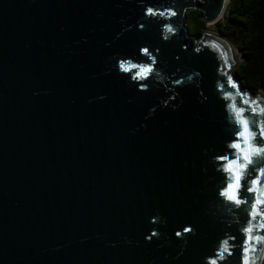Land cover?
Listing matches in <instances>:
<instances>
[{"label":"water","instance_id":"water-1","mask_svg":"<svg viewBox=\"0 0 264 264\" xmlns=\"http://www.w3.org/2000/svg\"><path fill=\"white\" fill-rule=\"evenodd\" d=\"M226 1L0 0V264H209L225 240L217 264H241L249 221L248 264H264L256 196H219L217 160L264 146V88L230 72L242 53L225 35L184 24L191 8L215 23ZM141 47L155 63L136 80L119 64L151 63ZM251 159L249 187L264 155Z\"/></svg>","mask_w":264,"mask_h":264},{"label":"snow or ice","instance_id":"snow-or-ice-1","mask_svg":"<svg viewBox=\"0 0 264 264\" xmlns=\"http://www.w3.org/2000/svg\"><path fill=\"white\" fill-rule=\"evenodd\" d=\"M170 11V10H169ZM161 15L163 16L165 13L163 11H158L154 8H147L144 12V15L146 16H155V15ZM170 14L174 15V12H171ZM144 27L143 24L140 25V28L142 29ZM168 31H171V28L167 29ZM139 53H141L143 56L148 57L151 60V63L144 64V65H135L131 64L128 61H121L119 64V67L122 71L128 72L132 68L139 67V71L136 73V76L133 77V79L136 80H144L148 77L149 73L153 71L152 64L155 63V59L151 57L150 50L147 47H141L139 48ZM175 83L180 84L181 81L177 80ZM229 84L231 87L236 88L237 85L229 78ZM139 88L141 90H144L147 88V84L141 83L139 84ZM247 103V101H246ZM231 107V106H230ZM242 110H236V118L237 122L241 125V130L236 132L237 137H241L244 139L245 144L248 143L249 137L256 135V133L249 132L248 128V121L242 118ZM261 137H264V127L260 128V131L258 133ZM229 147L234 149H239L240 144L238 141L234 140L232 144L229 145ZM252 154L257 155H264V146L252 148L250 151L245 150L244 152V163L238 162V160H228V157L220 155L217 156V160L220 161H227L225 165V171L230 173L229 182L224 186L221 190H219V196L224 197L226 200H228L231 203H234L235 205L239 206L241 204H248L249 200L242 199L240 196V190L241 188H244L248 193H253L256 198L252 200L251 203V211L249 212V215L255 218L257 215H264V212L261 211V208H264V201L260 200L258 198L259 195H264V193H256V187H258L262 180H264V167H258L255 168L254 171V178L251 180V185L253 187L248 186V182L245 181L244 183H241L242 181V173L240 170L245 169L248 165H251L253 163L251 159ZM251 199V198H250ZM251 221H249V227L243 228L242 231L246 234V238L244 240V244L242 245V255H241V264H248V252L250 251L248 244L253 239V237L250 235L252 229H251ZM264 227V225H262ZM184 232H191V228H184ZM153 235H156L153 233ZM177 236L181 235V233H176ZM231 239H235V237H232ZM257 241H260L261 237H255ZM227 241H221L219 245V251L216 254L215 258L209 261V264H217L218 260L224 259V253H228V255H231V252L229 248L227 247Z\"/></svg>","mask_w":264,"mask_h":264},{"label":"trees","instance_id":"trees-1","mask_svg":"<svg viewBox=\"0 0 264 264\" xmlns=\"http://www.w3.org/2000/svg\"><path fill=\"white\" fill-rule=\"evenodd\" d=\"M193 10L198 13L197 23L202 30L206 21L200 10ZM215 24L242 53L241 62L233 70L234 77L252 92L264 88V0H230L222 19Z\"/></svg>","mask_w":264,"mask_h":264},{"label":"rangeland","instance_id":"rangeland-1","mask_svg":"<svg viewBox=\"0 0 264 264\" xmlns=\"http://www.w3.org/2000/svg\"><path fill=\"white\" fill-rule=\"evenodd\" d=\"M230 1V0H229ZM229 2L227 3V6H228ZM226 6V7H227ZM188 12L187 14V20H186V26L188 28V32H189V36L193 39L198 33H202L204 29H207V28H211L213 31H216V32H220L217 27L215 26L216 24L215 23H212V24H207V26L205 28H203L202 30H199V25L197 23V15L198 13L193 10V8L191 9H188L186 11V13ZM222 19V17L220 18ZM221 33V32H220ZM227 38V36H225ZM229 39V38H228ZM235 45V44H234ZM236 46V45H235ZM237 47V46H236ZM236 68V67H235ZM234 68V69H235ZM234 69H231L230 72L233 73V70Z\"/></svg>","mask_w":264,"mask_h":264},{"label":"bare ground","instance_id":"bare-ground-1","mask_svg":"<svg viewBox=\"0 0 264 264\" xmlns=\"http://www.w3.org/2000/svg\"><path fill=\"white\" fill-rule=\"evenodd\" d=\"M227 2H228V0L226 1V3H227ZM206 30H207L208 32H211V33L215 34V35H219L218 32L213 31L211 28H207ZM232 50H233V52L236 54V57H238V59H239V54H237L235 48H233Z\"/></svg>","mask_w":264,"mask_h":264}]
</instances>
